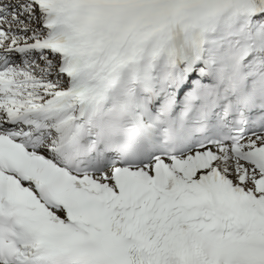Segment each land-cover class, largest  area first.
Listing matches in <instances>:
<instances>
[{
  "label": "snow or ice",
  "instance_id": "6c2138e0",
  "mask_svg": "<svg viewBox=\"0 0 264 264\" xmlns=\"http://www.w3.org/2000/svg\"><path fill=\"white\" fill-rule=\"evenodd\" d=\"M0 264H264V0H0Z\"/></svg>",
  "mask_w": 264,
  "mask_h": 264
},
{
  "label": "clouds",
  "instance_id": "9594fccd",
  "mask_svg": "<svg viewBox=\"0 0 264 264\" xmlns=\"http://www.w3.org/2000/svg\"><path fill=\"white\" fill-rule=\"evenodd\" d=\"M157 123L164 127L162 119H158ZM91 127L97 140L110 150L135 148L144 141L146 135L143 127L134 119L131 107L120 99L115 100L107 109L100 105L92 116ZM87 138L86 128L77 142V150L82 156L90 150Z\"/></svg>",
  "mask_w": 264,
  "mask_h": 264
}]
</instances>
